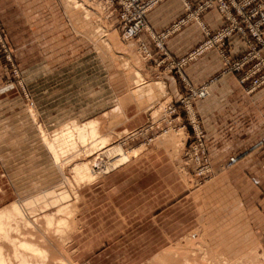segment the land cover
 Here are the masks:
<instances>
[{
    "label": "rangeland",
    "instance_id": "1",
    "mask_svg": "<svg viewBox=\"0 0 264 264\" xmlns=\"http://www.w3.org/2000/svg\"><path fill=\"white\" fill-rule=\"evenodd\" d=\"M149 1L139 0L140 8ZM156 5L130 13L123 0H0V264H264V246L253 242L226 254L222 252L226 246L211 236L213 220L219 217L207 214L210 207H203V194L217 173L198 110V104L211 98L209 84L173 98L165 83L141 73L147 61L156 62L143 43L137 44L143 33L149 34L154 51L163 57L158 62L162 66L171 59L166 48L170 36L202 14H196L199 5L190 7L176 24L152 34L147 16ZM128 19L143 26L134 38L126 37ZM183 21L187 22L175 29ZM227 25L226 21L214 33L204 30L206 40L200 46L164 69L170 67L187 87L183 68L206 52L217 48L234 64L252 51L250 45L262 49L236 32L231 37H240L249 47L239 59L232 60L226 47L213 46L183 64ZM261 53L264 56L263 49ZM227 73L237 74L248 94L255 92L247 88L257 77L242 83L241 72ZM140 87H149L152 98L145 92H139L141 100L133 97ZM204 88L208 95L201 99L196 93ZM121 102L131 111L124 112ZM132 106L141 109L132 111ZM130 120L139 126L122 125ZM91 121L98 125L102 144L69 135L73 124ZM154 151L166 156L172 180L182 185V194L184 188L188 193L187 215L182 217L176 208L165 224L169 238L157 220L126 223L115 206L106 207L99 189L89 190L87 181L96 177V183L143 152ZM179 192L173 189V200ZM50 193L54 198H47ZM47 216L53 226L46 222ZM115 226H123L127 233L100 238L101 232L110 233L106 230ZM138 227L141 235L133 238L141 243L137 254L126 237ZM90 229L94 232L86 239ZM80 242L83 250L87 243L93 244L91 251L82 255ZM123 242L131 244L125 249ZM120 250L129 251L124 262V254L116 253Z\"/></svg>",
    "mask_w": 264,
    "mask_h": 264
},
{
    "label": "crops",
    "instance_id": "2",
    "mask_svg": "<svg viewBox=\"0 0 264 264\" xmlns=\"http://www.w3.org/2000/svg\"><path fill=\"white\" fill-rule=\"evenodd\" d=\"M202 1L165 0L158 3L147 16L150 32L152 34L164 32L186 15L188 7L194 10ZM198 19L170 36L166 48L171 59L162 66H158V62L163 60V57L154 51L149 34L143 33L137 44H144L157 65L149 60L141 73L145 78H156L165 83L173 98L187 93L189 88L209 84L211 98L198 104V110L208 133L209 152L217 176L205 185L208 190L203 194L205 196L203 207H210L207 214L219 217L213 220L211 236L218 239V244L226 246L222 247V252L233 254L239 251V248L251 246L253 242L264 246V87L248 94L246 85H241L237 74L223 73L224 59L217 48L190 61L183 68L186 83L189 85L187 87L170 67L164 69L167 64L186 58L200 46L206 40L204 30L214 33L226 24L217 9L200 14ZM225 47L226 54L232 60L239 59L249 49L247 42L238 36L231 37ZM211 80L214 81L209 83ZM139 92H145L150 98L153 96L149 87H140L137 96L133 93V97L141 100ZM150 98L147 99L148 102ZM121 106L124 112L131 111L123 102ZM131 109L140 110L141 107L132 106ZM136 123L133 124L130 120L123 122L122 125L133 127ZM171 167V163L160 151L147 154L143 152L139 157L104 174L96 183L90 184L89 190L94 192L99 189L102 192L101 196L106 198L103 201L106 207L115 206L117 212L125 216L126 223L132 226L144 221L162 222L163 235L169 238L171 235H166V232L170 228L165 224L171 220V214L179 208L184 217L188 208L187 190L184 188L185 192L182 194L180 190L182 185L177 180H172ZM143 174L147 175V178L142 179ZM174 188L179 189L177 195L180 199L177 196V199L173 200ZM183 196L184 199H181ZM128 227L129 225L126 229ZM106 231L110 233L101 232L100 238L115 239L123 232L127 233L123 226L122 228L115 226ZM93 232L94 230L90 229L85 238L87 239L89 233ZM132 233L126 239L132 242L131 247L138 249L137 253L141 243L139 240L133 241V238L138 239L141 235L140 228ZM150 233H154L153 230L149 235ZM154 237L155 235L151 236ZM228 239L230 242H227ZM89 244H86L84 250L81 242L77 245L82 255L91 251L93 244ZM123 244L120 245L121 248ZM130 244L125 242V249ZM116 253L124 254L123 262L129 256V251L120 250Z\"/></svg>",
    "mask_w": 264,
    "mask_h": 264
},
{
    "label": "built area",
    "instance_id": "3",
    "mask_svg": "<svg viewBox=\"0 0 264 264\" xmlns=\"http://www.w3.org/2000/svg\"><path fill=\"white\" fill-rule=\"evenodd\" d=\"M160 1L163 0H150L143 6V10L146 11L150 9ZM123 2L130 13L133 8L143 11L140 8L139 0H123ZM212 8H218L228 22V25L222 31L217 32L214 37L206 41L196 53L184 60L183 64L213 46H218L220 49H223L225 47V40L236 32L244 36V38L249 41V44L257 42L264 51V0H206L198 6L196 14L203 13ZM188 9L190 10V7H188ZM197 16L198 15L195 17L196 19ZM238 17L241 20H239ZM131 19L127 20L128 23L131 24L130 28L126 31L127 38L136 37L143 27H141L140 21H136V23L133 24ZM187 21L179 23L175 26V29L179 28L180 25L182 26ZM208 36H210V34H208ZM250 46H252V51L234 64H230L231 62L225 54H223V57L225 59L224 73L229 71L241 72L240 80L242 83L248 82L252 77H257L247 88L251 92L264 86V56H262L261 48H257L253 44ZM254 60L258 61L256 65L245 70L246 66L251 64ZM196 94L199 98L203 99L208 95V91L204 88ZM194 96H196L195 92Z\"/></svg>",
    "mask_w": 264,
    "mask_h": 264
},
{
    "label": "bare ground",
    "instance_id": "4",
    "mask_svg": "<svg viewBox=\"0 0 264 264\" xmlns=\"http://www.w3.org/2000/svg\"><path fill=\"white\" fill-rule=\"evenodd\" d=\"M73 125H74L73 128L68 129V130H70L69 131V135L70 134L71 135H75L76 134L80 138V140L83 141L84 143H86L88 140H92L94 142H101V144H102V142L105 141V140H103V138H101V136L100 137L98 136V133H99L98 132V125H97V123L95 121L88 122V123H86V124H84L82 126H79L77 124H73ZM95 180H96V177H89V179H87V181L89 182L88 184H91V183L95 182ZM53 195H54V193H50L49 195H47V198L48 197L54 198ZM57 203H58V201H57ZM16 208H18V209H15L16 211H19V212L22 211V210L21 211L19 210V206L16 207ZM63 210H65V209H62V211ZM21 213H23V212H21ZM64 214H66V213H64ZM45 219H46V222L48 223L49 226H53L54 222L52 221V219L50 217L47 216ZM24 244H26V243H24Z\"/></svg>",
    "mask_w": 264,
    "mask_h": 264
}]
</instances>
